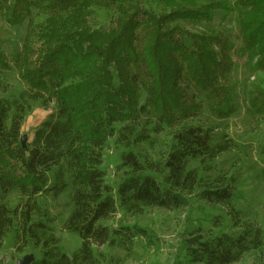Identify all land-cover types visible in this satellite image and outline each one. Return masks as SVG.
<instances>
[{
    "label": "trees",
    "instance_id": "trees-1",
    "mask_svg": "<svg viewBox=\"0 0 264 264\" xmlns=\"http://www.w3.org/2000/svg\"><path fill=\"white\" fill-rule=\"evenodd\" d=\"M216 11L235 15L241 53L264 72V0H0L9 27L26 25L12 58L25 91L9 99L0 78V249L13 234L20 249L42 251L31 264H104L101 247L131 251L136 237L149 238L139 227H109L118 212L134 217L198 202L221 207L234 230L192 228L178 264H236L246 255L264 264V230L243 221L234 204L242 150L224 131L214 138L203 121L235 113L234 45L214 25ZM8 69L0 52V73ZM29 101L53 103L54 112L23 146ZM245 102L263 125L264 163V84L247 89ZM110 139L122 149L115 186L102 170ZM228 153L231 162L218 161ZM67 189L63 228L80 239L71 256L38 201Z\"/></svg>",
    "mask_w": 264,
    "mask_h": 264
},
{
    "label": "rangeland",
    "instance_id": "rangeland-1",
    "mask_svg": "<svg viewBox=\"0 0 264 264\" xmlns=\"http://www.w3.org/2000/svg\"><path fill=\"white\" fill-rule=\"evenodd\" d=\"M222 1L231 4V0ZM100 19H103V16ZM213 23L218 28L224 29L234 45L231 82L234 86L235 113L225 122L212 121L208 115L203 117V121L214 128V138L224 131L242 150L240 178L234 193L235 209L241 213L243 221L253 222L264 230V163L258 153V145L263 139V125L258 126L256 121L246 113L245 102L247 89L264 84V72L253 71L246 56L241 53L233 13L224 17V12L216 11ZM189 29L201 30L195 26H190ZM25 34L26 25L12 28L0 18V52L7 59L9 68L0 73V78L8 86L6 97L9 99L18 98L25 91V86L19 80L12 60L20 52ZM25 103L28 112L21 128V136L27 143L31 141L39 125L48 120V116L54 112V105L50 103L48 107H44L37 102ZM121 152L122 149L116 148L114 140L110 139L104 151L102 170L105 172L106 182L111 186H115L117 182L116 166L120 162ZM233 156H235L234 153H228L218 161L229 163ZM52 174H49L50 180ZM68 197L67 189L55 198L41 197L38 201L52 217L50 226L54 235L60 240V250L71 256L78 249L80 239L76 235L67 233L63 228L70 210ZM14 199L15 195L12 200ZM119 223L123 226L139 227L147 232L149 238L136 237L131 251H125L116 246L101 247V252L107 258L104 264H178L183 261L182 237L192 228L201 229L204 234L234 230L230 217L221 207L198 202L177 211L148 208L134 217H123L118 212L115 217L106 222L111 228H116ZM25 256L39 260L42 257V251L33 249L31 246L20 249L13 241V234H9L0 249V264H17V261ZM261 258H264V254ZM256 259L257 256L246 255L236 264H253Z\"/></svg>",
    "mask_w": 264,
    "mask_h": 264
},
{
    "label": "water",
    "instance_id": "water-1",
    "mask_svg": "<svg viewBox=\"0 0 264 264\" xmlns=\"http://www.w3.org/2000/svg\"><path fill=\"white\" fill-rule=\"evenodd\" d=\"M21 144L23 146L25 145V142L22 138H21ZM33 261L34 260L31 256H25L22 260H18L17 264H31Z\"/></svg>",
    "mask_w": 264,
    "mask_h": 264
}]
</instances>
